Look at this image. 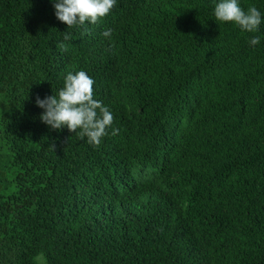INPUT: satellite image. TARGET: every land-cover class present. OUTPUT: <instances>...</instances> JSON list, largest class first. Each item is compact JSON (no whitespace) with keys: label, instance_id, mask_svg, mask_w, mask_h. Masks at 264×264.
<instances>
[{"label":"trees","instance_id":"1","mask_svg":"<svg viewBox=\"0 0 264 264\" xmlns=\"http://www.w3.org/2000/svg\"><path fill=\"white\" fill-rule=\"evenodd\" d=\"M218 2L68 28L52 0H0V264H264V0H239L252 33ZM80 70L114 116L99 146L36 105Z\"/></svg>","mask_w":264,"mask_h":264},{"label":"clouds","instance_id":"2","mask_svg":"<svg viewBox=\"0 0 264 264\" xmlns=\"http://www.w3.org/2000/svg\"><path fill=\"white\" fill-rule=\"evenodd\" d=\"M116 2L117 0H52L56 18L68 28L84 27L86 22L97 24L109 14ZM214 16L217 21L233 22L242 31L249 33L258 31L262 22V14L255 6H250L245 11L239 0H219L214 7ZM112 34V29L102 33L108 39L112 38ZM68 39L70 34L65 32L64 40ZM249 43L255 46L260 43V38L252 37ZM59 46L64 47L62 43ZM93 85L94 80L85 71L68 72L58 94L44 99L36 97V105L44 109L41 121L56 131L66 127L81 139L86 137L90 145L99 146L102 138L108 135L114 116L102 101L94 98ZM118 131L112 129L111 134L116 135Z\"/></svg>","mask_w":264,"mask_h":264}]
</instances>
